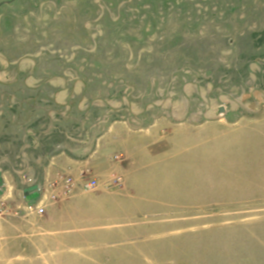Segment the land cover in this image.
<instances>
[{"label": "rangeland", "instance_id": "374dc122", "mask_svg": "<svg viewBox=\"0 0 264 264\" xmlns=\"http://www.w3.org/2000/svg\"><path fill=\"white\" fill-rule=\"evenodd\" d=\"M0 264H264V0H0Z\"/></svg>", "mask_w": 264, "mask_h": 264}, {"label": "built area", "instance_id": "2783aa9c", "mask_svg": "<svg viewBox=\"0 0 264 264\" xmlns=\"http://www.w3.org/2000/svg\"><path fill=\"white\" fill-rule=\"evenodd\" d=\"M67 181L65 182L66 184V191H64V194L65 193H69L70 191V188H71V179H66ZM87 186L90 187V188H94L96 186V181L93 180V181H90L87 183ZM54 196V195H53ZM57 195H55L54 197H56ZM27 210L30 212V213H34L36 215H43L45 213V208L41 205V206H35V205H28L27 206Z\"/></svg>", "mask_w": 264, "mask_h": 264}, {"label": "water", "instance_id": "95a60500", "mask_svg": "<svg viewBox=\"0 0 264 264\" xmlns=\"http://www.w3.org/2000/svg\"><path fill=\"white\" fill-rule=\"evenodd\" d=\"M221 112H223V109H221Z\"/></svg>", "mask_w": 264, "mask_h": 264}]
</instances>
